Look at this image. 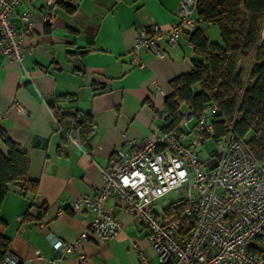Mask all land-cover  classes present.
<instances>
[{"label":"crops","instance_id":"1","mask_svg":"<svg viewBox=\"0 0 264 264\" xmlns=\"http://www.w3.org/2000/svg\"><path fill=\"white\" fill-rule=\"evenodd\" d=\"M181 1L59 0L49 25L44 15L51 0H23L17 6L11 20L26 30L22 14L30 12L32 28L24 42L34 52L23 66L0 58V126L27 153L28 176L38 187L22 191L9 185L1 206L0 243L25 264H52L59 254L54 244L73 240L94 217L91 211L74 212L72 201L92 196L103 184V169L114 152L130 141L154 139L161 130L157 114L173 91L171 81L192 70L195 47L187 32L177 45L160 42L159 54L142 47L143 66L133 61V48L139 28L151 21L165 28L179 23ZM192 16H199L196 7ZM199 27L212 42H221L218 26L202 20ZM152 79L164 93L152 89ZM74 112L90 115L95 124L81 146L61 128L71 126L65 114ZM0 148L8 151L2 137ZM106 206L123 222L120 234L84 240L57 264H140L139 249L161 264L146 224L115 197ZM255 244L264 257V240Z\"/></svg>","mask_w":264,"mask_h":264},{"label":"built area","instance_id":"2","mask_svg":"<svg viewBox=\"0 0 264 264\" xmlns=\"http://www.w3.org/2000/svg\"><path fill=\"white\" fill-rule=\"evenodd\" d=\"M23 0H0V58L5 57L23 66L34 48L26 46V31L32 28L30 12L22 18L26 30H20L11 18ZM59 0H51L44 15V24L53 22ZM197 0H182L180 22L165 28L155 21L139 28L134 42L133 61L143 66L139 49L145 47L161 53L160 42L177 45L187 32L199 27L202 17H193ZM154 91L164 93L157 79H152ZM180 129L170 123L166 108L157 116L161 130L154 139L114 152L103 169L104 181L92 196L76 198L71 209L91 211L89 227L73 240H59V251L52 264L64 260L76 251L84 240L98 241L117 237L124 224L106 206L109 198H117L126 212L137 215L148 228V239L157 251L161 264H264V257L252 251L258 238H264V158L259 159L248 146L246 138L234 131V124L244 114L238 112L233 120L223 118L227 134L215 138V120L221 111L212 104L197 114L182 106ZM80 118L81 115L78 113ZM68 139L81 146L77 134ZM208 138L216 147L204 158L200 149ZM178 191L185 208L181 213L160 214L156 202L172 191ZM19 220L23 215L18 216ZM184 219L191 223L184 232ZM39 257L43 254L39 252ZM139 263L153 264L139 249ZM1 264H25L8 252Z\"/></svg>","mask_w":264,"mask_h":264},{"label":"trees","instance_id":"3","mask_svg":"<svg viewBox=\"0 0 264 264\" xmlns=\"http://www.w3.org/2000/svg\"><path fill=\"white\" fill-rule=\"evenodd\" d=\"M198 15L207 24L218 26L221 42H212L203 28L190 33L197 57L193 68L171 81L172 93L165 100V108L170 113V123L180 129L183 119L182 106L190 107L198 113L216 104L221 111L215 120L219 138L227 134L223 118L233 120L238 112L244 114L234 124V131L248 141V146L259 159L264 158V0H197ZM254 52L253 62L246 70L237 68L241 55ZM79 113V112H78ZM76 112L67 113L72 118L71 126L61 128L64 134L80 132L79 141L83 145L94 133L95 124L90 115ZM62 122L64 115H60ZM0 137L8 146L4 152L0 148V225L3 223L1 206L9 185L14 183L22 191L37 190L38 182L28 176L30 160L27 153L10 140L0 126ZM185 208L183 200L173 202L165 208V214L181 213ZM184 232L190 230L191 223L184 219ZM257 240H264L263 237ZM256 240V241H257ZM252 251L260 254L258 244ZM8 244L0 243V264L8 253ZM262 255V254H260Z\"/></svg>","mask_w":264,"mask_h":264},{"label":"rangeland","instance_id":"4","mask_svg":"<svg viewBox=\"0 0 264 264\" xmlns=\"http://www.w3.org/2000/svg\"><path fill=\"white\" fill-rule=\"evenodd\" d=\"M263 30H264V22H263ZM253 55L254 52H250L248 56L241 55L240 60L238 62L237 68H244L245 70L249 68L250 64L253 62ZM216 147L215 140L213 138H208L206 140V143L203 145V147L200 149L201 155L204 156V158H209L211 153ZM181 200V196L179 195V192L174 190L161 199H159L155 204V209L160 214H165V208L170 206L173 202H177Z\"/></svg>","mask_w":264,"mask_h":264}]
</instances>
